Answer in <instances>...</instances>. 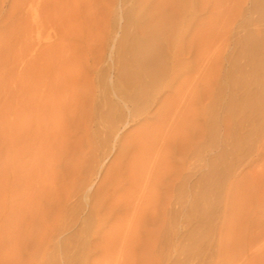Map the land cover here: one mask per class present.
<instances>
[{
	"label": "rangeland",
	"instance_id": "rangeland-1",
	"mask_svg": "<svg viewBox=\"0 0 264 264\" xmlns=\"http://www.w3.org/2000/svg\"><path fill=\"white\" fill-rule=\"evenodd\" d=\"M0 264H264V0H0Z\"/></svg>",
	"mask_w": 264,
	"mask_h": 264
}]
</instances>
